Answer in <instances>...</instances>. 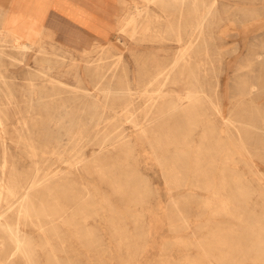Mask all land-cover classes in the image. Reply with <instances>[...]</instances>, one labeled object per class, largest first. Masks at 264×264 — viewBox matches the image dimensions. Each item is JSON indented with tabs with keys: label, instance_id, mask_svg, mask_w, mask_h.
Here are the masks:
<instances>
[{
	"label": "rangeland",
	"instance_id": "obj_1",
	"mask_svg": "<svg viewBox=\"0 0 264 264\" xmlns=\"http://www.w3.org/2000/svg\"><path fill=\"white\" fill-rule=\"evenodd\" d=\"M111 1L112 38L84 41L89 44V52L82 53L80 50L85 43L66 40L64 34L68 37L73 34L65 30L64 25L48 27L41 21L48 0H17L16 14L9 10V0H0V48L15 40L20 45L15 49L17 59L1 65L0 75L10 76L7 80L12 83V93L17 95L20 106H25L22 100L28 95L26 86H20L29 81L27 77H36L45 70L68 84L84 78V84L92 88L97 82L94 76L97 69L99 74L105 73L100 81L103 86L109 81L107 76H117V79L111 77L116 80L111 89L126 90L121 98L133 99L141 112L144 98L138 90L145 62L157 60L163 65L176 55L179 46L164 21H152L151 28L135 33L128 25L120 38L116 37L117 27L137 6L143 9L144 3L141 0ZM196 1L198 9H204V4L211 0ZM96 2L98 13L109 6L107 0ZM215 4L214 13L211 11L206 16L201 38L202 43L208 41V75L202 79L203 90L212 97L218 89L225 119L234 113L235 127L228 123L227 129L233 136L240 131L247 149L235 151L231 142L223 138L220 145L214 147H222L215 159L218 166L202 178L188 175L195 186L188 188L190 184L181 178V171L188 168L190 157L176 160L175 165L172 162L177 157V142L185 135L198 139L205 129L210 106L202 103L204 110L199 114L202 112L199 101L193 98L186 103L188 117L201 120L192 130L194 125L182 117L180 106L174 105V98L168 96L164 101L173 108L165 112L164 128L159 132L162 138L170 139L166 151L140 140L138 131L121 119L127 138L136 142L134 155L119 162L128 173L124 179L125 189L116 190L111 181L117 176L116 171L103 178L91 166L69 173L70 167L65 162L55 161L51 154L50 160L44 161L50 175L63 172L87 185L88 192L79 191L78 205L90 214L87 226L93 228L95 241L89 244L85 241L88 236L85 240L71 237L66 225L53 218L51 226L55 228H51L49 245L43 250L37 230L24 225L23 229L34 238L35 264H264V0H216ZM193 7L191 0H187L185 15L189 14L186 16H191V20L195 14ZM153 11H160L158 5H151L149 14L141 10L138 21L152 17ZM94 30L101 32L98 27ZM45 52L60 57L47 61ZM147 78H142V82ZM112 93L110 98L114 97ZM7 136L4 140L17 159L19 148ZM34 136H38V132ZM83 150L90 159L97 145L85 144ZM26 161L27 168H33L34 162ZM0 230V241H5V232L3 228ZM234 237H238L239 246H233ZM15 264H24L18 255Z\"/></svg>",
	"mask_w": 264,
	"mask_h": 264
},
{
	"label": "bare ground",
	"instance_id": "obj_2",
	"mask_svg": "<svg viewBox=\"0 0 264 264\" xmlns=\"http://www.w3.org/2000/svg\"><path fill=\"white\" fill-rule=\"evenodd\" d=\"M141 1L144 3L143 9L137 6V9L127 16L126 20L117 27L116 37L120 38L128 25L132 33H135L151 28L152 21H164L166 29L172 32L179 46L176 55L163 65L157 60L145 62L142 78H148L145 82H142L141 78L139 83L141 88L138 90L139 95L144 98L141 112L138 111L133 99L130 97L125 99V96L121 98L126 90L117 92V86H114L116 89H111L112 82L116 81L112 79H117V76L113 74L107 76L109 81L103 86L100 81L105 73L99 74L97 69L94 71L97 82L95 81L92 88L84 84V78L78 79L77 83L68 84L45 70L40 71L36 77H27L29 81L20 85L26 86L28 94L22 100L25 106H20L17 95L12 93V83L7 80V78L10 80V76L0 75L4 80L3 83L0 82V229L3 228L5 232V241H0V264H15L17 255L22 258L24 264H35L34 238L23 229L24 225H31L37 230L38 241L43 250L49 245L51 228L53 230L55 228L54 225L51 226L53 218L66 225L71 237L85 240L88 236V240L85 241L89 244L95 241L93 228L87 226L90 214L84 212L78 205L79 191L88 192L87 185L70 178V175H63V172L62 175H58L57 172L50 175L49 169V172L46 171L47 164L44 161L50 160L54 155V160L65 162L71 169L69 173L73 174L79 167L91 166L101 178L109 177L113 171H116L117 176L111 181L116 185V190L125 189L127 183L124 179L126 180L127 170L121 167L119 162L127 161L134 155L136 142L127 138L128 134L121 128L123 125L121 119L124 118L136 129L135 131H138L140 140L145 141L152 148L166 151L170 139L162 138L159 132L164 128L165 112L173 106L170 107L169 103L164 101L165 97L174 98V105L180 106L182 117L188 119L190 125H194L192 130L199 126L201 120L188 117L186 103L194 98L199 101L200 106L205 102L210 106L208 119L204 122L205 129L198 139L193 138L192 135L190 137L185 135L177 142L175 153L177 157L172 162L175 165L176 160L190 157L188 168L181 171V178L190 184L188 188L195 187L188 175L192 174L197 179L202 178L208 176L213 167L218 166L215 159L222 147L219 149L214 147L220 145L223 138L231 142L235 151L239 148L247 149L240 131H237V136H233L227 129L228 123L235 127L234 113L225 119L218 101V89H215L212 97L203 90V77L208 75L206 66L208 41L202 43L201 38L204 37L206 16L211 13L216 0L204 4V9H198L197 1L191 0L194 5L193 11L195 10L194 20H191V16H189L191 19L186 16L189 14L185 15L187 0ZM153 4L158 5L160 11H153L150 14L152 17L146 16L142 21H138L141 10L149 14L150 6ZM15 41H10L6 47L0 48V66L17 59L15 49H19L20 45ZM84 43L80 51L88 53L89 44ZM45 53L48 55L47 61L60 57L56 53ZM36 79L38 82H34ZM119 83L118 81L117 84ZM126 83L125 85H128ZM165 87L167 89H164ZM112 92L114 97L110 98ZM126 96L128 97L129 94ZM36 104L41 105L36 106ZM200 110L202 112L199 114H202L204 106H201ZM22 111L25 113H21ZM218 119L220 122L217 121ZM34 127L41 130L33 131ZM37 132L38 136H34ZM6 134L19 148L17 159L4 140ZM85 144L97 145V150L93 151L94 154L90 159L84 153ZM27 159L34 162L33 168H27ZM107 163L111 164L110 167L104 168ZM49 164L51 165V162ZM237 241L238 237H234L233 246H239L240 243Z\"/></svg>",
	"mask_w": 264,
	"mask_h": 264
},
{
	"label": "crops",
	"instance_id": "obj_3",
	"mask_svg": "<svg viewBox=\"0 0 264 264\" xmlns=\"http://www.w3.org/2000/svg\"><path fill=\"white\" fill-rule=\"evenodd\" d=\"M16 1L9 0L8 7L13 14H16ZM48 3L47 6L45 2L46 8L42 13L41 21L48 27L54 24L64 25L65 30L73 34L71 37L64 34L63 37L66 40L79 43L96 39L105 41L112 38L113 30H110L112 19L109 16L111 0H107L109 6L104 7L99 13L96 0H48ZM95 27H98L101 32H96Z\"/></svg>",
	"mask_w": 264,
	"mask_h": 264
}]
</instances>
